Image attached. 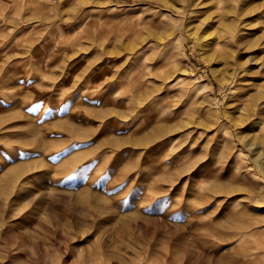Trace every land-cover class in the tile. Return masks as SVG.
<instances>
[{"label": "rangeland", "instance_id": "1", "mask_svg": "<svg viewBox=\"0 0 264 264\" xmlns=\"http://www.w3.org/2000/svg\"><path fill=\"white\" fill-rule=\"evenodd\" d=\"M199 1L0 0V264H264V0Z\"/></svg>", "mask_w": 264, "mask_h": 264}, {"label": "bare ground", "instance_id": "2", "mask_svg": "<svg viewBox=\"0 0 264 264\" xmlns=\"http://www.w3.org/2000/svg\"><path fill=\"white\" fill-rule=\"evenodd\" d=\"M198 3H199V7L198 10L196 11L197 14H196L195 25L192 29L187 31V34L189 35L190 39H192V41L196 40L198 41L200 46L202 47L206 46L207 51L211 50V52L215 54L221 56H228L231 50V45H230L231 42L229 40L232 38L231 36L233 33L232 30L223 21V14L220 11L221 6L219 4V0H200ZM259 29H260L259 36L255 40L252 39L248 43H246V50L250 51L249 55L251 53L252 55L251 60H253V63L256 66H258V64L260 63L261 64L263 63L262 65H264V25ZM159 38L160 40H164L165 37L163 35H159ZM261 57H263V60L261 59ZM262 74L264 73H261L260 75ZM128 90H129V86H128ZM263 96H264V91L262 92L261 90L260 92H257L255 99L258 100ZM156 99H158V96L154 100Z\"/></svg>", "mask_w": 264, "mask_h": 264}]
</instances>
